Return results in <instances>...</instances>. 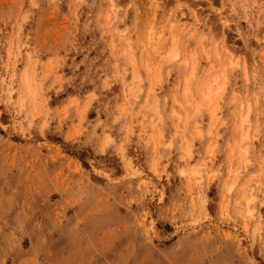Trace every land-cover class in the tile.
Segmentation results:
<instances>
[{"label": "rangeland", "instance_id": "374dc122", "mask_svg": "<svg viewBox=\"0 0 264 264\" xmlns=\"http://www.w3.org/2000/svg\"><path fill=\"white\" fill-rule=\"evenodd\" d=\"M0 264H264V0H0Z\"/></svg>", "mask_w": 264, "mask_h": 264}, {"label": "bare ground", "instance_id": "6f19581e", "mask_svg": "<svg viewBox=\"0 0 264 264\" xmlns=\"http://www.w3.org/2000/svg\"><path fill=\"white\" fill-rule=\"evenodd\" d=\"M150 35H152V32H150ZM175 40H173V42H174ZM174 44H175V42H174ZM175 46V45H174ZM167 49V51H168V56L170 57V58H174L175 57V54H174V48H173V45L171 46V44H170V47H168V48H166ZM166 51V50H165ZM29 70V69H28ZM30 71V70H29ZM29 71H25V74H24V77H23V79H24V83H25V85L28 87L29 86V83L31 84V83H33V81L31 80V73L29 72ZM30 81H32V82H30ZM211 84V83H210ZM187 88V87H186ZM189 88V87H188ZM216 89H217V87H216ZM220 89V88H219ZM189 89H188V91H186V93H188L189 94ZM251 198H253V196L252 195H248V198H247V200L248 201H251L252 199ZM251 199V200H250ZM248 213H252V211H248Z\"/></svg>", "mask_w": 264, "mask_h": 264}]
</instances>
